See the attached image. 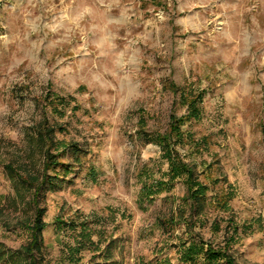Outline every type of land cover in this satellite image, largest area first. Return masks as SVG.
<instances>
[{"label":"rangeland","instance_id":"374dc122","mask_svg":"<svg viewBox=\"0 0 264 264\" xmlns=\"http://www.w3.org/2000/svg\"><path fill=\"white\" fill-rule=\"evenodd\" d=\"M176 87L204 93L177 149L255 226L237 264H264V0H0V264H26L39 209L44 264H184L155 223L185 186L140 197L168 173L152 137L187 116ZM207 217L201 234L222 243L210 228L228 215Z\"/></svg>","mask_w":264,"mask_h":264},{"label":"trees","instance_id":"16d2710c","mask_svg":"<svg viewBox=\"0 0 264 264\" xmlns=\"http://www.w3.org/2000/svg\"><path fill=\"white\" fill-rule=\"evenodd\" d=\"M175 94H180L181 101L187 106V116L177 118L172 115L169 119V126L167 132L164 134H157L152 139L156 141L161 147L163 158L168 161V173L159 180L152 182L146 180L143 183L140 197L143 201H152L157 199L163 192H169L175 187L178 182L185 186V194L180 199L178 206L174 205L167 213L161 214L156 218V226L161 231L163 240L166 243L174 244L178 249L180 261L184 264H237L235 257L232 254V249L241 235L251 233L254 231V225L238 224L231 216L230 203L235 198V190L229 186V189L222 192L215 199H210L208 194L210 191V184H218L220 181L214 180L211 176L210 165L205 166L202 171L198 170L197 165L188 161L187 155H183L178 149V144L184 140V132L182 125L191 120H197L201 115L200 103L203 100V92L181 91L178 87L174 90ZM42 129L41 135L48 140L49 135L54 133V130ZM187 142L193 143V138L188 134L186 136ZM194 144L190 146L194 153L202 149H207L205 143ZM204 145V146H202ZM204 147V148H203ZM47 165L52 164L48 153L44 155ZM204 177L206 181L201 180ZM52 178L49 176L41 182L40 185L35 186L36 194L42 192L48 185L53 186ZM172 200L171 196H167V201ZM176 200H174V203ZM210 207L221 211L224 215H228L223 220L213 221L211 231L215 234L224 232V239L222 243L214 244L205 240L201 231L208 225L209 219L207 211ZM44 209L37 210V216L33 224L28 228L31 232V240L27 246L22 248V254L26 258V264H44L41 255V234L45 227L43 217ZM223 225V226H222ZM260 225V224H258ZM184 227V232L177 234V230ZM200 230L197 231V230ZM89 231L81 232V238L90 239ZM82 241V240H81ZM90 241V240H89ZM82 247L79 244L77 247L69 250L68 255L75 256L80 252ZM69 256V257H70ZM72 262H75L73 260Z\"/></svg>","mask_w":264,"mask_h":264}]
</instances>
